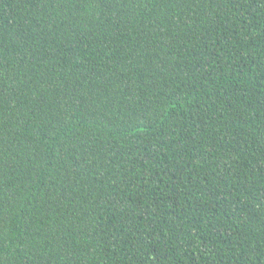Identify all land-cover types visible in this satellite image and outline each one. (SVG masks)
Listing matches in <instances>:
<instances>
[{
    "label": "trees",
    "instance_id": "16d2710c",
    "mask_svg": "<svg viewBox=\"0 0 264 264\" xmlns=\"http://www.w3.org/2000/svg\"><path fill=\"white\" fill-rule=\"evenodd\" d=\"M0 264H264V0H0Z\"/></svg>",
    "mask_w": 264,
    "mask_h": 264
}]
</instances>
